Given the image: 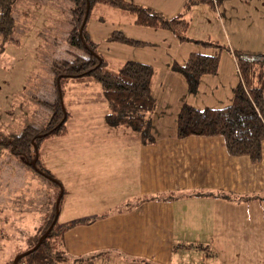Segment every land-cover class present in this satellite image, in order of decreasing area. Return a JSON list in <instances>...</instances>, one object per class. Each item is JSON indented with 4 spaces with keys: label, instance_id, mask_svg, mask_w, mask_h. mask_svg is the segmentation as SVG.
<instances>
[{
    "label": "rangeland",
    "instance_id": "obj_1",
    "mask_svg": "<svg viewBox=\"0 0 264 264\" xmlns=\"http://www.w3.org/2000/svg\"><path fill=\"white\" fill-rule=\"evenodd\" d=\"M189 1L196 0L143 1L144 6L162 12L169 18L183 13L189 23L186 31L188 39L184 41H180L168 30L134 25L131 18L106 6H99L97 12H92V16L101 14L104 21L91 16L86 29L90 39L97 45V53L104 59L115 62L130 60L153 65L157 74L152 93H155L161 79L166 74L168 76V71L173 73L172 58L183 64L190 52L214 54L217 51V48L203 44L205 42L220 45V60L229 58L233 69L232 51L264 53V0H222L218 8H211L204 3H192L186 9L185 4ZM51 3L22 0L17 8L20 13L13 14L16 18V30L24 22L26 25L22 31L26 32L29 29L27 24L30 25V21L34 19L30 18L33 8L39 4ZM52 4L57 6L58 18L55 21L49 20L53 22L48 25L50 27L46 34L41 35V47H37L32 41L37 47L31 58L35 61V67L25 75L22 85L13 93L9 103L3 106L4 109H0V127L5 133H18L26 124L38 130L43 129L48 121L50 111L42 101H52L55 97L49 71L50 63L55 59L70 58V50L65 43L69 3L57 0ZM43 29L47 28L41 27L36 34L40 36ZM112 31H120L124 36L144 41L146 44L130 46L108 41ZM21 34L17 31L14 35L17 38ZM16 42L6 44L16 49L19 44L18 40ZM3 52L4 47L0 51V68L8 70V73L13 72L16 66L12 65L13 61H9ZM19 57L28 61L24 55ZM175 75V78L184 81L186 88L184 78L180 74ZM210 76L205 75L202 79ZM175 78H169V82L175 81ZM215 84L217 90H213ZM210 88L213 91L204 86L201 91L197 89L196 93L186 90L187 93L181 98L182 103L188 98L194 102H202L196 105L200 108L218 106L222 90H227L225 83L216 80ZM68 91L67 88L63 89V101L71 98L75 103L66 106V133L46 138L38 148L39 162L60 185L37 174L18 159L10 157L5 148L0 151V264L12 263L31 248L36 237L45 228L53 208L57 209V215L53 218L56 219V226H61L83 219V216L109 214L114 210L130 208L138 200L124 196L126 201H118L135 186L133 176L124 175L122 170L130 166V162L126 163L128 157L131 156V161H134L133 155L139 136L131 130H116L104 124L106 105L98 89L93 90L87 86L82 90L73 89L71 93ZM170 113V110L164 111L158 106L153 121L155 135L164 131L160 124L164 125L165 117L168 125ZM7 117L12 120L10 124H7ZM178 194V191H170L150 196L176 197ZM255 237L259 239L253 243L250 241V232L244 230L236 233L230 230L221 242L224 245L222 249L217 243L218 249H211L209 252L184 250L183 261L187 260L188 264H264V233L255 234ZM61 249L64 252L63 245ZM93 253H87L83 258L92 256ZM64 255L67 257L66 264H149L145 259L136 260L113 253L107 254L105 258L82 259L83 261L78 260L80 257L72 252H64Z\"/></svg>",
    "mask_w": 264,
    "mask_h": 264
},
{
    "label": "crops",
    "instance_id": "obj_2",
    "mask_svg": "<svg viewBox=\"0 0 264 264\" xmlns=\"http://www.w3.org/2000/svg\"><path fill=\"white\" fill-rule=\"evenodd\" d=\"M48 1L56 3L57 0L46 2ZM127 1L144 6V0ZM52 3L55 8L42 4L33 8L31 14L33 13L34 19L30 21L29 29L18 35V48L15 49L9 44L4 46L3 55L13 61L12 65L16 69L8 73V70L0 68L1 110L20 88L25 75L35 67L32 54H35L37 47H41V36L36 33L41 27L47 28V31L50 27L48 25L58 18L57 6ZM36 25L39 27H35ZM21 55L28 61L19 57ZM232 57L235 69L229 58L221 59L216 74L201 79L198 91L203 86L209 91L217 90L216 84L213 90L210 88L216 80L225 83L227 89L222 90L223 96L217 102L218 106L205 107L220 108L230 104L232 89L239 80L233 53ZM172 59L177 61L176 58ZM154 69L151 92L157 74V69ZM175 74L178 73L168 71V76L166 74L161 79L155 93H152L156 99V109L152 116L154 141L143 144L139 138L133 155L134 161H131V156L128 157L126 163L130 162V166L122 170L124 175L133 176L135 186L118 201H126L124 196L138 200L132 207L124 210L81 217L93 219L75 224L63 232L65 253H75L80 257L76 258L81 261L105 258L107 254L113 253L136 260L145 259L149 264H188L187 260L183 261L184 250L209 252L211 249H218L217 243L222 249L224 245L221 242L230 230L236 233L244 230L250 232V241L253 243L259 239L255 234L264 233V139L261 143V159L254 163L248 156L230 155L221 136L176 137L175 122L180 106L187 103L200 108L196 105L202 102L187 98L182 103L181 98L186 88L184 81L175 78ZM169 78H175V81L169 82ZM76 88L83 89L81 86L72 87L70 93ZM94 89L96 88L93 87ZM74 103L75 100L72 104ZM158 106L164 111L170 110L171 117L168 125L166 118H163L164 125H160L164 131L155 135L153 121ZM6 121L10 124L12 120L7 117ZM113 129L129 130L121 127ZM0 130L5 131L1 127ZM170 191H178L179 194L168 200L150 196ZM207 193L213 195H204ZM219 194L242 198L230 200L220 197ZM87 253L93 254L83 258Z\"/></svg>",
    "mask_w": 264,
    "mask_h": 264
},
{
    "label": "trees",
    "instance_id": "obj_3",
    "mask_svg": "<svg viewBox=\"0 0 264 264\" xmlns=\"http://www.w3.org/2000/svg\"><path fill=\"white\" fill-rule=\"evenodd\" d=\"M21 1L0 0L1 52L7 42L17 43L14 35L17 31L24 32L22 30L25 29L26 24L23 22L24 26L21 25L16 30V18L13 15L20 13L17 8ZM65 1L69 3L65 43L70 50L68 51L70 58L55 59L50 63L49 71L55 97L52 101H42L50 111L45 127L38 130L26 124L18 133H5L0 130V151L5 148L10 157L18 159L23 165L49 178L57 185H60L59 181L54 179L39 162L38 148L46 138L62 136L66 133L65 121L68 115L66 106L71 105L73 100L68 98L63 101L64 88L70 92L72 87L76 86L95 87L106 105L103 115L106 126L127 128L138 135L143 144L154 141L152 116L156 109V99L152 95L151 86L155 69L146 63L130 60L115 62L99 55L97 45L90 39L86 29L92 14L99 10V6L114 8L122 15L131 18L132 24L168 30L180 41L188 39L186 31L189 26L183 13L169 18L153 8L127 0ZM192 3H204L216 8L220 0L189 1L185 4V8L189 9ZM92 17L104 21L101 14ZM30 18H33V15ZM26 27H29V24ZM46 32V29H43L40 36ZM107 40L130 46L146 44L144 41L126 37L120 31H112ZM203 44L213 46L217 51L214 54L190 52L183 64L174 61L171 65L172 70L184 78L189 93H196L202 77L215 74L218 69L220 45L215 42ZM232 53L236 60L239 80L232 89L230 104L220 108L200 109L183 103L176 115L175 136L178 138L221 136L230 155L248 156L250 161L255 163L261 159V143L264 139V53H244L238 50ZM219 196L230 200L242 198L231 194H219ZM171 198L165 196L158 199ZM56 213L57 209L53 208L45 228L36 237L31 248L9 264H66L67 257L61 249L63 232L75 224L93 218L77 219L56 226V219H53Z\"/></svg>",
    "mask_w": 264,
    "mask_h": 264
}]
</instances>
